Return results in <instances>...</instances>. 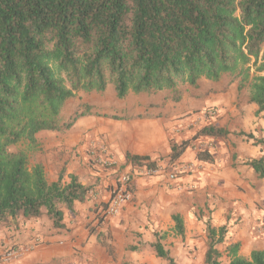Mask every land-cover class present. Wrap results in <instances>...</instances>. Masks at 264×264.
<instances>
[{
    "label": "trees",
    "instance_id": "obj_1",
    "mask_svg": "<svg viewBox=\"0 0 264 264\" xmlns=\"http://www.w3.org/2000/svg\"><path fill=\"white\" fill-rule=\"evenodd\" d=\"M263 56L264 0H0V223L45 216L51 230L62 231L65 213L86 199L91 189L77 176L62 169L50 183L42 164L28 162L39 132L70 130L91 113L84 105L62 120L76 93H102L111 86L118 100L170 91L177 101L180 86L194 89L202 79L242 75L238 90L250 78L248 102L264 120ZM228 134L206 124L188 139H172L169 165L193 142ZM235 135L264 150L263 138ZM20 142L28 143L27 151H9ZM195 159L213 162L206 150ZM126 161L154 166L147 157L126 155ZM244 165L264 179V154ZM171 220L173 235L183 239L182 217L173 214ZM204 225L205 264H222L223 257L228 264H264V250L239 253L227 225H213L210 218ZM166 236L154 233L150 247L156 257L177 264L163 245Z\"/></svg>",
    "mask_w": 264,
    "mask_h": 264
},
{
    "label": "crops",
    "instance_id": "obj_2",
    "mask_svg": "<svg viewBox=\"0 0 264 264\" xmlns=\"http://www.w3.org/2000/svg\"><path fill=\"white\" fill-rule=\"evenodd\" d=\"M223 79L225 76L218 82H211L213 91L206 92L194 88L195 93L191 97L185 92L188 86H180L177 101L160 100L170 91H159L154 93L153 99L141 106L119 107V111H127L117 117H114V113L102 111L100 114L96 111L78 118L71 128L69 139L67 138L64 144L55 146V149H59L61 153L66 151L69 158V161L58 162L59 171L65 169L66 174L77 176L84 186L91 184L92 197L87 196L83 202L74 205L73 212L65 213L67 217L64 230L67 232L62 231L54 236L49 237L40 232L30 221L1 222L0 253L14 246L25 247L41 235L40 241L43 242L40 245L25 252L10 264H72L80 261L85 263V258L90 260L95 257H103L104 263L107 259L112 262L114 254L124 247L129 251L124 260L121 259V254L118 258L119 264L123 261L143 264L137 261L140 258L139 252L145 251L144 254L147 255L150 251L149 254H152L150 244L155 241L154 233L163 229L159 222L161 219H171L169 207L174 208V204L178 206L184 201H189L192 205L199 204L200 207H216L217 211L226 213L220 225L228 226L233 218L238 219L240 224L228 238L240 244L239 253L242 256L248 257L253 250H264V194H250V172L252 177L253 172L244 165L246 159L264 154L261 148H244L242 145L233 148L229 143L226 145L206 139L216 145L215 148H208L201 147L197 140L173 165L168 163L170 141L188 139L198 129L189 128V125L193 124V116L184 118L185 115L193 113L196 116L206 109H216L217 115L212 121L216 126L228 130L226 137H230V125L242 124L246 129L250 128V132H243L252 133L255 137L256 130L263 129L264 120L261 115L256 117L257 107L254 104L250 103L248 110L236 108L239 102L242 107L248 103L249 92L245 94L244 88L238 90L237 82L228 84ZM201 81L207 80H200L198 86ZM240 93L246 96L242 98ZM94 105L103 110L111 107L107 100ZM241 110L244 112L242 116ZM230 117L240 118L228 122ZM91 142L107 147L116 162L114 170L92 169L88 166L87 154ZM72 148L76 149L75 153L69 155ZM201 150H206L212 155L211 164L195 159L196 152ZM126 155L147 157L154 162L153 167L157 168L158 172L153 176L133 177L130 184L132 199L116 216L104 217L99 222L96 233L91 234L84 227L86 222L95 219L97 213L106 208L114 189V186L109 184L111 173L121 170L129 173L132 169L131 164L126 161ZM38 163L42 164L45 173L50 170L43 160L40 159ZM180 165H189L191 170L170 180L169 175ZM54 181L55 179H52L51 182ZM172 228L169 233L175 237ZM168 236L167 233L165 240ZM90 243H99L102 246H96L91 252ZM163 245L173 259L169 249L164 243ZM111 247L114 248V253L110 251ZM132 248L135 250H131ZM77 249H80V252ZM154 255L152 258L157 259Z\"/></svg>",
    "mask_w": 264,
    "mask_h": 264
},
{
    "label": "rangeland",
    "instance_id": "obj_3",
    "mask_svg": "<svg viewBox=\"0 0 264 264\" xmlns=\"http://www.w3.org/2000/svg\"><path fill=\"white\" fill-rule=\"evenodd\" d=\"M264 59V56H263ZM252 72V70H251ZM242 79V75L240 76H225V79H223V81L225 80L226 83L230 84V83H239L240 80ZM249 83H250V78L248 79V81L245 84L244 87V92L246 94V92H249ZM213 84L211 82L208 81H201L199 86L197 87L202 89V90H206L207 91H213L212 89ZM183 91H181L182 93ZM186 94L188 96H192L194 92V89L190 88V87H186ZM240 96L242 98H244L246 95H244V93H240ZM174 97V94L172 93H168L166 94L163 98L161 99H170L172 100ZM154 98V94L150 95V94H129L126 98H124L123 100H118L116 98L115 92L113 90V88L111 86H109L104 92L102 93H96V92H91V93H84V92H78L76 93L75 97L70 99L69 101L66 102L63 110H62V114H61V118L63 121H67L76 111H79V109L84 106V105H89L91 106V113H102V111H106L108 113H114L116 115H114V117H117V115H120L121 113H126L127 110L125 111H119V107H122L124 105L129 106V107H136V106H141L144 103H147L148 101H150L151 99ZM102 100H107L108 102H110V108H108L107 110H103L102 108H96V106L94 104H98L99 101ZM249 102L246 103L245 105H243V107L241 106L240 102L237 105V109L238 108H242L243 110H248L247 108H249ZM81 110H83V108H81ZM216 110V109H214ZM240 110V109H238ZM243 110H241V115L242 116L244 114V112H242ZM218 111V109H217ZM193 116V120L195 116L194 114H190V115H185L184 118H188ZM237 118L240 117H230L228 118V122H230L231 120H235L237 121ZM192 120V121H193ZM214 122L212 120L209 121H198L197 123H193L192 125H189V128H199L203 125L206 124H211ZM218 124V123H217ZM254 125V124H253ZM231 128V133H230V137H225L222 138L220 140H214V142L217 143H223V144H230L233 148H238L240 147V145H242L244 148H251L252 142L251 141H246V139L244 137H240L235 135L237 132L239 131H247L250 132V128L246 129V127H244L242 124L236 125V126H232L230 125ZM256 136L262 138V136H264V127L263 129L259 128L258 130H256ZM71 134V129L70 130H63V131H43V132H39L35 137H36V141H37V147L35 150L31 151L28 153V162H29V167H32L33 165L37 164L39 162V160H43L45 163H47L49 165V169L46 173V179L48 182L51 183L52 179L57 178V175L59 174V168H60V164L58 163L59 161L62 160H67L69 161V158L67 157V152H59V149H55V146H58L59 144H64V142L67 140V138L69 139ZM264 138V137H263ZM198 143L201 144V147H208L209 145H212V147L214 146L215 148V144L213 143H209V141H206V139H199ZM28 148V143L27 142H20L17 145L11 146L9 148V151L12 153H15L16 151L19 150H25L27 151ZM256 149H260V147H257ZM75 148L71 149V152H69V155L74 154L75 153ZM264 153V150H261ZM75 160V159H74ZM73 160V161H74ZM131 172V171H129ZM124 171H117L114 173H111L110 178L109 179V184H112L114 187L117 184L120 176L122 174H124ZM132 177H138L141 176L140 172H133L131 173ZM245 176V175H244ZM56 177V178H55ZM256 177L250 172V194H264V179L263 180H258L255 179ZM253 180V183H251V181ZM97 183V182H96ZM86 187L92 188L93 186L91 184H85ZM111 186V185H109ZM92 191H89L88 195L90 198L92 197ZM209 202V201H208ZM199 204H191L189 201H184L182 203H180L178 206H176V204H174V208L169 207V211H170V216L172 214L178 213L182 216L183 221H184V227H185V235L184 238H180V237H172L171 234L169 233L173 223L169 217L165 218V219H161V221L159 222L160 224H162L163 229L162 230H157L156 232L159 233H168V239L164 240L163 243L165 244V246L169 249L174 261L177 264H205L204 261V255H205V251H206V234H205V222L208 220V218L211 219V223L213 225H220L223 223V219L226 215V213H222L221 211H217L216 207H212V206H198ZM66 215L64 216V221H65V225H66ZM235 220V221H234ZM30 222H33L39 229L40 232H43L44 234H46L47 236H54L57 235L59 233H61L62 231L67 232V230H62V231H55V230H51L50 229V224L48 222V220L45 218V216H41L39 219L37 220H27ZM102 220L97 217V218H93L91 221L86 222V226L84 227L85 229H88L89 233H96V228L99 225V222H101ZM21 222V221H19ZM25 222V221H24ZM9 223V222H8ZM240 224L239 220L236 218H233V220H231L228 223V234L227 236H231L232 231H234L235 227H237ZM94 229V230H93ZM41 237V235H39ZM36 237V239L34 240L35 242L38 243V245H40L43 241L42 238L40 237ZM140 238V236H139ZM100 239V236H99ZM105 242V241H104ZM86 243V242H85ZM84 243V244H85ZM91 244V243H90ZM107 244V243H106ZM92 250L91 252H93L94 248L96 246H102L99 243L98 244H94L92 245ZM13 249L18 248L17 246L11 247ZM26 248V246L24 247ZM9 249V248H8ZM77 251L80 252V249H77ZM110 251L112 253H114V248L111 247ZM127 251H129V249H127V247L121 248L120 250H118L114 256H113V261H108V259L106 260V262H103V257L101 259H97V257H95V259L90 258V260H87L85 258V263H82L81 261L79 263H72V264H119L118 262V258L122 257L121 259H126L125 255L127 253ZM145 251L139 252L140 258L137 259V261L143 263V264H167L166 261L161 260V259H153L152 256L154 255L153 251L152 254H149L147 256L146 254H144ZM94 254V253H93ZM92 255V254H91ZM155 256V255H154ZM124 262L131 264L130 261H123L120 264H123ZM69 264V263H67ZM222 264H228V260L223 257L222 259Z\"/></svg>",
    "mask_w": 264,
    "mask_h": 264
},
{
    "label": "built area",
    "instance_id": "obj_4",
    "mask_svg": "<svg viewBox=\"0 0 264 264\" xmlns=\"http://www.w3.org/2000/svg\"><path fill=\"white\" fill-rule=\"evenodd\" d=\"M216 110L210 108L203 111L202 114L195 116L193 123L198 121H209L216 117ZM207 147V146H206ZM208 148H212V145H209ZM88 166L92 169L101 168L102 170H114L116 162L113 159L112 155L109 153L107 147L101 143H90L88 146ZM191 170L189 165H180L173 173L169 175V179L173 180L177 177L178 174H183ZM133 172H140V175L144 176H153L158 172V169L155 167L148 166H136L132 167L131 172L124 173L120 176L117 184L115 185L111 197L108 201L106 208L97 213V217H113L116 216L123 206L132 199V190L130 188L132 174ZM262 228V227H261ZM38 246V243L33 241L29 243L26 248L19 247L16 249L9 248L3 250L0 253V264H10L18 259L25 252H29Z\"/></svg>",
    "mask_w": 264,
    "mask_h": 264
}]
</instances>
